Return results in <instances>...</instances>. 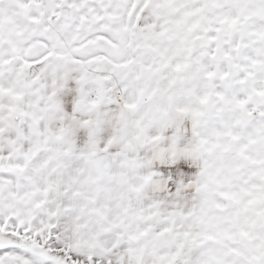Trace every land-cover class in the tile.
Instances as JSON below:
<instances>
[{
    "label": "snow or ice",
    "instance_id": "6c2138e0",
    "mask_svg": "<svg viewBox=\"0 0 264 264\" xmlns=\"http://www.w3.org/2000/svg\"><path fill=\"white\" fill-rule=\"evenodd\" d=\"M0 264H264V0H0Z\"/></svg>",
    "mask_w": 264,
    "mask_h": 264
}]
</instances>
